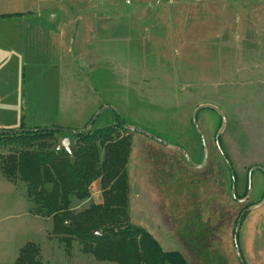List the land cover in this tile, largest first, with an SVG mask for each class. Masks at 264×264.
<instances>
[{
	"label": "rangeland",
	"instance_id": "obj_1",
	"mask_svg": "<svg viewBox=\"0 0 264 264\" xmlns=\"http://www.w3.org/2000/svg\"><path fill=\"white\" fill-rule=\"evenodd\" d=\"M4 2L26 14L0 24V132H80L113 109L149 136L120 131L130 145L125 224L185 264H264V0ZM200 106L212 108L193 124ZM117 121L104 109L90 129ZM218 147L236 199L250 192L245 203L232 199ZM8 150L0 142V162ZM99 184L87 186L86 198L70 196L72 226L102 204ZM30 198L19 177L0 172V264H16L28 244L38 264H116L55 233Z\"/></svg>",
	"mask_w": 264,
	"mask_h": 264
},
{
	"label": "trees",
	"instance_id": "obj_2",
	"mask_svg": "<svg viewBox=\"0 0 264 264\" xmlns=\"http://www.w3.org/2000/svg\"><path fill=\"white\" fill-rule=\"evenodd\" d=\"M117 120L114 126L93 128L76 135L57 128L35 133H0L1 145L9 149L7 157L0 162V172L9 180L19 177L27 186L28 196L37 209L36 215L51 218L55 233L74 235L98 261L185 264L180 254L163 251L146 231L125 224L129 201L126 165L130 145L120 135L121 130L127 129L118 117ZM61 134L75 139L70 154L43 148L46 140ZM34 144L39 147L30 151ZM99 148L103 151L101 162ZM96 180L100 183L102 204L92 205L84 224L74 227L71 221L75 216L69 212V198L71 195L86 198L87 186ZM37 253V249L28 244L15 263L38 264Z\"/></svg>",
	"mask_w": 264,
	"mask_h": 264
},
{
	"label": "water",
	"instance_id": "obj_3",
	"mask_svg": "<svg viewBox=\"0 0 264 264\" xmlns=\"http://www.w3.org/2000/svg\"><path fill=\"white\" fill-rule=\"evenodd\" d=\"M204 108H212V107H210V106H200V108H198L195 112H194V114H193V120H192V122H193V124H195V118H196V115H197V113H198V111H200L201 109H204ZM104 109H109L110 111H112L114 114H115V116L116 117H118V115L116 114V112L113 110V109H110V108H102L94 117H93V119L91 120V122L89 123V125H87V127H86V129L85 130H83V131H80V132H72L71 133V131H63V132H65V133H68L69 135H76V134H80V133H85V132H88V130L93 126V124H94V122L96 121V119H97V117L99 116V114L101 113V111H103ZM120 123H122L121 121H120ZM124 126V125H123ZM124 128H126V129H132V130H134V131H136V132H138V133H141V134H143L139 129H137V128H128V127H126V126H124ZM52 130H54V129H52ZM37 130H22V131H18V132H5V133H8V134H12V133H35ZM0 133H4V132H0ZM144 136H147V135H145V134H143ZM219 136H220V132H218L217 133V135H216V143H217V145H218V138H219ZM147 137H149V136H147ZM151 138V137H150ZM152 139V138H151ZM154 140V139H153ZM156 141V140H155ZM158 142V141H157ZM160 143V142H159ZM162 144V143H161ZM54 149L55 150H57V151H60V150H62V151H65V152H67L68 154H70V152L72 151V149H73V146L70 144V141H69V138H64L61 142H60V144L59 145H57V146H55L54 147ZM174 150H176V149H174ZM176 151H178V150H176ZM218 151H219V153H220V155L222 156V158H223V160H224V162H225V164L226 165H229L228 164V162L226 161V159H225V157L223 156V154H222V151L220 150V148L218 147ZM180 152V151H179ZM206 159V158H205ZM252 174V171H250L249 172V178H250V175ZM231 177H232V182L234 183V175L233 174H231ZM248 188H250V179H249V181H248ZM249 195H250V192L247 194V196H246V198L244 199V200H242V201H238V202H240V203H245V201L248 199V197H249ZM232 196H233V198L235 199V190H234V187L232 188ZM262 204L264 203V199H263V201L261 202ZM258 208V206L257 207H254V208H251V209H248L247 211H250V210H254V209H257ZM240 221H241V218H239L238 220H237V224H236V228H235V231H234V236H233V239H234V244H235V248H236V252H237V256H238V258L240 257V255H239V253H238V249H237V245H236V235H237V232H238V229H239V225H240ZM94 235H99V232H94ZM241 262V261H240Z\"/></svg>",
	"mask_w": 264,
	"mask_h": 264
},
{
	"label": "crops",
	"instance_id": "obj_4",
	"mask_svg": "<svg viewBox=\"0 0 264 264\" xmlns=\"http://www.w3.org/2000/svg\"><path fill=\"white\" fill-rule=\"evenodd\" d=\"M4 1L5 0H0V2H1V4H0L1 5V7H0V10H1V12H0V24H3L4 22H7V21H10L11 22L12 19L3 18V17H6L8 15H13V14L14 15H20L21 17H19L17 19L24 18V14H26V13H21V12H18V11L17 12H14V11H12L10 9L9 10H5L6 6L4 4H6V3ZM9 8H11V7H9ZM52 17H54V16H52Z\"/></svg>",
	"mask_w": 264,
	"mask_h": 264
},
{
	"label": "flooded vegetation",
	"instance_id": "obj_5",
	"mask_svg": "<svg viewBox=\"0 0 264 264\" xmlns=\"http://www.w3.org/2000/svg\"><path fill=\"white\" fill-rule=\"evenodd\" d=\"M226 167H227V168L229 169V171H230V167H229V165H226ZM231 174H233V173L230 171V177H231ZM233 175H234V174H233ZM247 181H248V180H247ZM234 183H235V180H234ZM234 183L232 182V177H231V184H232L231 192H232V188L235 186ZM247 185H248V183H247ZM247 188H248V186H247ZM234 190H235V188H234ZM247 194H248V189H247ZM231 196H232V195H231ZM246 196H247V195H246ZM249 197H250V195H249ZM249 197H248V198H249ZM245 198H246V197H245ZM232 199L235 200V201H237V202H238V201H242V200H244V199H240V200H238V199H236V197H235V199H234L233 196H232ZM263 199H264V197H263ZM263 199H262V201H263ZM247 200H248V199H247ZM247 200H246V201H247ZM246 201H245V202H246ZM239 203H240V202H239ZM248 209H250V208H245V209H243V212H244V211L246 212ZM245 212H244V213H245ZM244 213L241 214V216H243ZM240 218L242 219V217H240Z\"/></svg>",
	"mask_w": 264,
	"mask_h": 264
},
{
	"label": "built area",
	"instance_id": "obj_6",
	"mask_svg": "<svg viewBox=\"0 0 264 264\" xmlns=\"http://www.w3.org/2000/svg\"><path fill=\"white\" fill-rule=\"evenodd\" d=\"M126 4H129V1H126Z\"/></svg>",
	"mask_w": 264,
	"mask_h": 264
}]
</instances>
